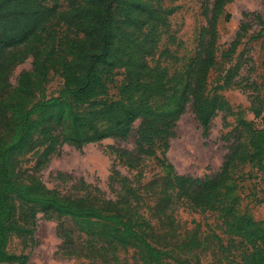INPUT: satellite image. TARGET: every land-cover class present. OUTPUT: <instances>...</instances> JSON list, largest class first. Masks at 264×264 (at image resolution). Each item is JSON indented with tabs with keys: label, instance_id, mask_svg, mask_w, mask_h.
<instances>
[{
	"label": "trees",
	"instance_id": "obj_1",
	"mask_svg": "<svg viewBox=\"0 0 264 264\" xmlns=\"http://www.w3.org/2000/svg\"><path fill=\"white\" fill-rule=\"evenodd\" d=\"M231 1L202 0L207 23L198 48L185 72L171 73L166 66L151 64L150 57L160 39L159 28L168 26L177 6L163 8L161 0H73L64 20L79 33L59 38L52 23L62 13L57 5L0 0V264L27 263L28 254L8 245L13 235L34 237L39 213L58 220L62 253L86 258L89 264H163L165 257H175L150 240L155 221L145 206L149 204L138 182L115 163L109 175L115 191L111 197L83 177L74 192L64 193L41 179L39 167L30 171L25 165L26 155L39 149L43 159L36 165H44L66 143L82 148L109 137L126 140L138 119L135 146H111L117 157L137 168L146 157L157 156L168 169L162 191L173 192L202 211H217L222 231L239 238L243 246L238 264H264V219L239 212L229 183L246 163L264 171V106L259 96L252 98L251 109L262 120L257 126L223 94L207 88L220 51L218 19L224 11L230 18L225 7ZM248 25L242 22L222 57L236 51ZM29 55L32 67L22 70L13 85V67ZM117 68H124V80L119 92L112 94ZM51 71L62 77L63 85L50 94ZM189 102L205 136L220 111L226 126L227 115H236V124L224 135L230 141L228 152L213 174L180 173L168 159L170 137ZM213 235L224 252L232 251L216 231ZM136 242L142 262L122 255Z\"/></svg>",
	"mask_w": 264,
	"mask_h": 264
},
{
	"label": "rangeland",
	"instance_id": "obj_2",
	"mask_svg": "<svg viewBox=\"0 0 264 264\" xmlns=\"http://www.w3.org/2000/svg\"><path fill=\"white\" fill-rule=\"evenodd\" d=\"M57 5L61 14L52 23L59 38L76 36L79 30L69 27L64 20V11L73 0H44ZM211 3L214 0H210ZM163 8L177 6L168 17V26L160 27V39L151 64L166 66L168 71H186L198 48L201 29L207 23L203 13L202 0H161ZM230 18H225V11L218 19L219 52L217 63L211 68L207 88L212 93L223 94L236 110L242 109L248 120L255 125H262L251 109L252 98L259 96L264 106V0H232L226 7ZM245 13H248L245 15ZM242 22H248L236 51L230 57H222V50L230 46ZM82 35V32H81ZM32 55L17 63L10 74V82L17 84L20 72L32 67ZM110 93L117 94L124 80V68H117L113 73ZM63 85V79L51 71L47 83L48 93H57ZM264 113V108H263ZM230 125L224 124V112L220 111L211 123L208 136L202 132V126L196 117L191 103L180 115L170 137L167 156L180 173L201 176L213 174L219 170L228 152L229 140L224 135L236 124V115H227ZM140 119L134 123L131 136L126 139L105 138L76 148L64 144L59 153L53 154L43 165H36L42 149L31 152L25 157V165L36 173L52 188L64 193L74 192L76 183L83 177L87 182L99 185L107 196H114L109 184V175L115 163L123 174L134 178L140 185L141 192L149 205L147 210L154 219V230L150 240L161 249L171 250L175 257H165L163 264H238L243 248L240 239L225 234L219 224L222 218L213 210L202 211L194 207L185 198L173 192L162 191V183L168 173L157 156L146 157L137 168H130L112 149V145L132 149L135 146V130ZM161 149L158 155H161ZM69 175L61 179L58 175ZM234 186L231 197L238 200L239 212L248 213L256 220L264 219V171L250 163L241 165L229 181ZM151 206V207H150ZM68 221V220H67ZM216 231L225 245L231 246V252H224L213 235ZM62 240L58 234V220L44 217L39 213L36 219L34 237L13 235L9 249L29 255L26 264H89L83 257L68 256L62 253ZM129 259L142 262L141 245L136 242L128 251L122 252ZM3 264H19L17 262Z\"/></svg>",
	"mask_w": 264,
	"mask_h": 264
}]
</instances>
